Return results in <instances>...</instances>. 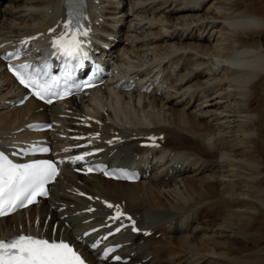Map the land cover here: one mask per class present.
I'll use <instances>...</instances> for the list:
<instances>
[{"label": "bare ground", "instance_id": "obj_1", "mask_svg": "<svg viewBox=\"0 0 264 264\" xmlns=\"http://www.w3.org/2000/svg\"><path fill=\"white\" fill-rule=\"evenodd\" d=\"M65 1L5 0L0 33L13 39L46 27L63 14ZM90 7L117 39L124 74L158 66L167 86L160 94L99 87L94 96H74L70 108L107 131H165L158 156L164 163L138 182L66 171L52 198L1 217L0 236L24 228L52 233L55 222L58 234H70L83 220L72 214L80 200L73 190L80 187L126 200L142 224L160 232L144 242L135 238L130 264L150 254L141 264H264L263 256L238 253L240 241L258 232L249 230L252 221H264V0H92ZM13 89L0 65L2 138L46 113L33 100L5 109ZM127 148L134 153L125 159L141 152L133 140ZM67 213L72 227L63 228L60 215Z\"/></svg>", "mask_w": 264, "mask_h": 264}, {"label": "snow or ice", "instance_id": "obj_2", "mask_svg": "<svg viewBox=\"0 0 264 264\" xmlns=\"http://www.w3.org/2000/svg\"><path fill=\"white\" fill-rule=\"evenodd\" d=\"M88 36V31L82 26L73 27V21L69 19L64 24V31L52 40V46L64 56L70 58H79L81 61L87 58V54L83 48V37ZM12 71L19 79V82L25 87L32 88L34 94L41 100L46 96L54 95L57 98H63L70 95V91L65 90L63 93L59 91L60 77H51L41 82L38 78L40 70L37 69L35 74L28 72L30 68L28 64H22ZM65 78H70L71 73L66 72ZM48 103H52L48 99ZM46 127H51L47 125ZM32 151L49 152L48 147L33 145ZM85 153L82 156H76L74 161L84 160ZM104 171L103 169H99ZM88 172L93 171L92 168L87 169ZM105 175H110L104 172ZM59 175V169L55 162L51 160H36L27 164H14L3 153H0V216H4L16 209L31 204L38 196H47L48 190L45 185L54 181ZM107 204V202H105ZM107 207H116V214L110 217L113 221L120 220L124 213L119 210V206L107 204ZM93 211V209H88ZM131 220V217H128ZM123 227V225H121ZM121 227L115 229L116 232L121 231ZM132 230L139 231L132 222ZM93 232L97 229H92ZM85 236L89 233L85 232ZM108 235H113L109 232ZM103 239H107V236ZM99 243V241H97ZM96 247V244H93ZM107 251H112L108 249ZM107 256V252L105 253ZM120 260L119 256L115 257ZM0 264H85L81 255L67 242L63 240L49 241L33 235H19L9 241L0 240Z\"/></svg>", "mask_w": 264, "mask_h": 264}, {"label": "rangeland", "instance_id": "obj_3", "mask_svg": "<svg viewBox=\"0 0 264 264\" xmlns=\"http://www.w3.org/2000/svg\"><path fill=\"white\" fill-rule=\"evenodd\" d=\"M149 58H150V56H149ZM259 220L260 219H255L254 221H252L251 226H249L250 227L249 230H253V232H255V231H258V232L251 235L247 241H245V240L240 241L241 243H243V245L240 246V248L242 250L239 251L238 253L241 254L244 252L245 254H250L251 256H254V257H258V256L264 257V236H263V231H262V230H264V221L261 222V220L260 221ZM252 226H253V228H252ZM234 256H236V253H234Z\"/></svg>", "mask_w": 264, "mask_h": 264}]
</instances>
